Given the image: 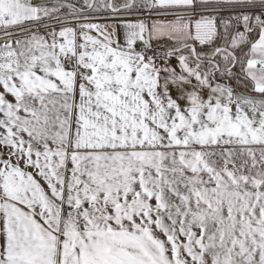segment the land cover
<instances>
[{
	"label": "snow or ice",
	"instance_id": "snow-or-ice-1",
	"mask_svg": "<svg viewBox=\"0 0 264 264\" xmlns=\"http://www.w3.org/2000/svg\"><path fill=\"white\" fill-rule=\"evenodd\" d=\"M0 264H264V0H0Z\"/></svg>",
	"mask_w": 264,
	"mask_h": 264
}]
</instances>
